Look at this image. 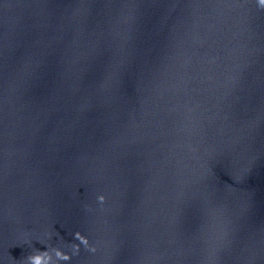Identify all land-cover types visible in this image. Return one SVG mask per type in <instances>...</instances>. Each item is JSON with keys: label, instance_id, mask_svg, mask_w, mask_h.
<instances>
[{"label": "water", "instance_id": "95a60500", "mask_svg": "<svg viewBox=\"0 0 264 264\" xmlns=\"http://www.w3.org/2000/svg\"><path fill=\"white\" fill-rule=\"evenodd\" d=\"M45 251L264 264L259 0H0V264Z\"/></svg>", "mask_w": 264, "mask_h": 264}, {"label": "clouds", "instance_id": "9594fccd", "mask_svg": "<svg viewBox=\"0 0 264 264\" xmlns=\"http://www.w3.org/2000/svg\"><path fill=\"white\" fill-rule=\"evenodd\" d=\"M260 6L264 7V0H259ZM106 197L104 195H100L98 197V201L100 203H104ZM75 238L79 240L85 246H89V240L86 236L81 234L80 232L75 233ZM73 249L76 253L79 252V245H73ZM91 251H95V248H90ZM52 252L55 253L56 261L59 260H70L71 256L66 254L59 248L52 249ZM52 252L45 251V252H38L37 254L30 255L26 259L28 264H54Z\"/></svg>", "mask_w": 264, "mask_h": 264}]
</instances>
